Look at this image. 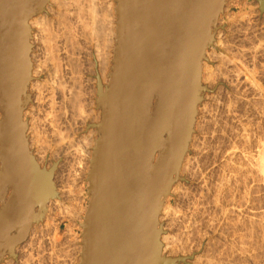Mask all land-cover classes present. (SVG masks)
Here are the masks:
<instances>
[{"label":"water","instance_id":"obj_1","mask_svg":"<svg viewBox=\"0 0 264 264\" xmlns=\"http://www.w3.org/2000/svg\"><path fill=\"white\" fill-rule=\"evenodd\" d=\"M255 1L264 14V0ZM115 2L112 68L107 86L98 78L100 122L90 126L97 138L79 264H189L192 257L161 255L158 220L179 179L200 95L210 91L200 83L202 62L227 0ZM48 3L0 0V261L17 259L15 249L56 196L57 165L39 167L23 120L30 101L28 23ZM144 142L143 164L127 163Z\"/></svg>","mask_w":264,"mask_h":264},{"label":"rangeland","instance_id":"obj_2","mask_svg":"<svg viewBox=\"0 0 264 264\" xmlns=\"http://www.w3.org/2000/svg\"><path fill=\"white\" fill-rule=\"evenodd\" d=\"M48 6H46V8H45L46 11H47V7ZM224 10H223L222 14L219 16L218 20H217V30H216V32L214 34V41L212 42L213 44H211V46H209L210 48L207 47L206 53H205L206 60H204L202 62V71H201L200 83H201L202 86L206 87L210 91L209 92H203L200 95L201 96V101H200V103L197 106V114H196L195 123H194V126H193V132L191 134V138H190V141L188 143L187 152H186V154H185V156L183 158L180 170L178 172L179 179L172 186V188H171V190L169 192V195L165 199L164 205H163V208L161 210V213H160V216H159V220H158L159 221V225L161 226V228L164 231V235L163 236L168 237L167 240L170 237H172V238H170V242L171 243H172V240H173V243L176 241L175 244L178 243L179 240H180V242L177 245L172 244V245L168 246L167 242H169V240L166 242V241H162V238H161V242L164 244V245L163 244L162 245L165 248V250H164V248L162 247V253L165 252L164 255L163 254L162 255L164 257L166 256V257H170V258L192 257L193 259L187 260V262L189 264H194L193 262H195V264H264V235H263L264 234L263 233L264 232V171H263L262 167L258 164L259 161H260V157L262 156V150L264 149V14L260 12L259 4L256 3L255 0H227V2L225 4V7H224ZM47 18H48V21L49 20L51 21L53 19V18H49V17H47ZM54 20H53V22L51 21L52 28L54 26L55 29H56V27H57L56 25H58L57 24L58 22L55 25ZM50 21L48 23L44 22L45 24L47 23V25H44V26L38 25V26L39 27H43L42 29L46 30L45 29V28H47L46 26H49L51 24ZM53 23H54V25H53ZM38 26L33 27V29H32L33 33L37 30L36 27H38ZM60 26L58 25V27H60ZM39 27H38V30L40 31L41 28H39ZM58 29L56 31L54 29H52V31L54 30L53 32H55V34L53 32H51V34L52 33L54 34V35L52 34V36H50V31L51 30L49 28H47V31H43L42 34L40 33L42 36L39 34V31L36 32V35H35L36 37L34 36V40L36 42H34L33 44H35L34 47H36V46L37 47L35 49L33 48V54H36L37 56L39 55V53L43 52L41 50L44 49V48L42 49V44L43 43L45 44L47 42L45 40V37H47V36H45L46 34L47 35L49 34V36H50L49 38H46L47 40H49L51 37L54 40L53 37H55V39H56V37H59L61 35L62 38L61 37H59V38L62 39L61 41L63 43L59 41L60 40L59 38H58L59 39L58 41H57V39L55 41L50 39L49 41H51V44H50V42H48L49 44L47 43L48 44L47 45L48 48H47V46H45L46 44L43 45V47L45 46L47 48V50L50 48L48 52L52 53V55L50 54L51 56L49 55V53L46 55V51H47L46 48L44 49V51L45 50L46 51L41 54V55H43V54L44 55L43 56L40 55L41 56L40 58L36 57L35 55H33V60H34V62L36 61L35 64H34L36 69L40 68L39 65H41V67L43 68L44 65L42 66V63L44 64L45 61L47 62V63L45 62V65H46V66H44L45 70L43 69V72H41L42 68H40V73L37 72L38 75L37 74L35 75V77H36L35 81L37 82V84L41 85V86H43V85H45V86H43L44 87V88H42L43 90L40 89L41 87L38 89L40 92H37L38 90L34 89L35 87H33V90H32L31 86L28 87L29 88L28 92H29V94H31V97L34 99L35 98V94H36L38 99H37V101L32 99L33 103L28 104V106L25 109V112L23 113V114H26V116H24V121L27 123V126H28L26 137H27L28 143L32 142V144L30 143L31 146L29 145L30 146L29 150L32 153V155L34 154L33 153L34 151H35V153H37V154L33 155L34 158H37V155H40L42 152L45 151L44 153L41 154L42 157L38 156L37 160L36 159L35 160L38 162V160L43 158L42 159L43 160L42 161L43 162L42 166H41V160H40V166L45 168V169H47V170L50 169V165H51L52 161H56L58 156H59L58 158H61L60 153L57 152L58 151L57 149H56L57 150L56 153H53V150L55 151V148H57L58 146H59L58 149H59V152H60V144L57 145L60 140L56 136V139L54 141V139H53L54 137L52 138L53 135L51 134L52 133L51 132L52 131L51 124H50L51 129H50V127H47L49 125L48 123H50L52 118H53V113L52 112H55L54 114H56V116H54L55 120H56L57 116L60 113L63 114L62 117L66 116L65 118L67 119V121H65L66 120L65 118L58 119L61 116H59L57 118V122H58V120L61 122V123L58 122V126L59 127L64 128L65 131H67L66 129H69L66 132L68 136L65 135V133H64L65 131H63L64 129H62L63 133H61V135L64 134L63 136H65L64 140H63V143L66 142V144L64 143L65 144L64 146H68V143L73 144V147L74 146L75 147L76 146L77 147L86 146V144L84 145V143H85L84 141L86 139V143H87L88 136L89 135L91 136V134H89V132L93 131V130L87 131V129H86L87 127L86 126L89 125V124L98 123L99 122L98 120L100 118V110L97 109L96 104L94 103V99H95L94 95H95V92H96V90L94 88L95 87V76H94L95 72H94V68L90 67L91 65H95V62H94L95 59H96V55L94 54L95 53L94 52L95 51L94 50L95 49V47H94L95 42H93V41L89 42L86 39L84 40V38L86 36H88V35H86V36L84 35L85 37H82L83 33H80V32L79 33L82 36H77L76 38H79V39H77V41H76V38L74 40L71 37L72 35L69 36L65 32L64 27H60V29H59L60 31L59 32H57ZM61 31H64L66 33V35L69 36V39H71V40L73 39L71 42L73 44L75 43L74 45H76V43L79 41L77 46H74L73 44H71L74 47L73 46L68 47V46H70L69 45L70 42L68 41L69 39H68L67 36H66L67 38L65 36H63L64 32L62 33ZM44 32H49V33L45 34ZM56 33L57 34L60 33L59 36H55ZM79 33H78V35H80ZM37 34H38V36H37ZM42 37H44V38H42ZM218 37H219V41H218ZM35 38H37V39H35ZM64 38L68 39V40H66L67 44H68V46L65 45L66 48L64 47V44H66V43H64L65 42ZM39 39L42 41V42H40L41 44L38 43L40 41ZM42 39H44L45 42ZM74 41H76V42H74ZM84 41H85V43H84ZM52 42L53 43L56 42L57 43V47L51 46L53 44ZM220 42H221V44H220ZM59 43H61L62 45L59 44ZM87 43H88V45H86ZM89 43H91L92 45L91 44L89 45ZM58 44H59V46H58ZM53 45H56V44H53ZM60 45L63 46V47H60ZM78 45H80V46H78ZM212 45H214L215 47L211 48ZM38 46H40V47H38ZM49 46H51V47H49ZM67 47H68V49L71 48V52H73L75 59L78 61L77 64H75L76 62L73 61V60H75L73 58H71V60L72 59L73 60H72V62H70V54H71L70 53V49L68 51L70 54L69 55L65 54V50H68ZM72 47H73V49L76 48L77 51H74L72 49ZM77 47L78 48L79 47L80 48H84V50L85 49L86 50L85 51H82V50L78 51ZM56 48L57 49L65 48V49H63L64 51L61 50V49L58 50V51H60V53H61L60 54L56 50ZM51 49H55V50L50 51ZM87 49H89V51ZM112 49H113V46L110 49V55H109L110 56V58H109V62L110 63H108V68H107V71H106L108 74H110L111 68H112V60H111V58L113 59V57L111 56V54H112L111 50ZM86 51L90 52V53H88L89 56L86 54ZM77 52L79 53V55L78 54L75 55ZM55 53H56V55H58V54L61 55L60 57L58 56L59 59L64 58V57H66V58L69 57L68 60L65 58L66 62L67 61L68 62L64 63L62 61H65V60H62V59H61V61H59V59H57V57H55L56 56ZM73 54H71V57H73ZM92 54L95 55V57ZM44 56H46L45 58L50 56L49 59L52 56H54V57H52V59L54 58V60H55V58H56L55 61L58 60L59 61L58 63L61 64L62 68H59L60 65L58 66L59 69L56 66L57 70L55 69V71H57V72H55L54 69H52L53 63L55 61L53 62V61H51L52 59L51 60L48 59L49 61L52 62V64H51V62H48V60L43 58L44 59L43 60L44 62H43L41 58L44 57ZM77 56H80V57H77ZM84 57H85V59H81V58H84ZM86 58L89 59V60H87ZM35 59H38V60H35ZM81 60H83V61H81ZM37 61L38 62H40V61L42 62V63L40 62L38 64L39 68H37V66H36L37 65ZM73 62H75V63H73ZM58 63L56 62L55 64L58 65ZM69 63L70 64L73 63V64H71L72 66ZM81 63L82 64L84 63V64L81 65ZM49 64L52 65V66H49ZM67 64L70 65V67ZM89 64H91V65H89ZM62 65H65V66H62ZM73 65H74V68H72ZM76 65H77V67L81 66L80 67L81 69L85 68L84 72H83L85 74L81 73L82 75L80 74L81 76L80 75L78 76L77 75L78 73L76 72V74L74 73L76 76L72 77V73H70V72H72L71 70H76V71L79 70L78 71L79 73L81 71H83L80 68L78 70L75 69V68H77V67H75ZM66 66L68 67V69H65V68H67ZM50 67H51V69H47V68H50ZM92 67H94V66H92ZM207 67H208V69H207ZM53 68H55V66ZM60 69H62V70H60ZM58 70H59V73H58ZM68 70H70V71H68ZM90 70L93 71V74L91 73ZM44 71H48V72H44ZM50 71H51L50 74L51 75L53 74V76H50V74L49 75L45 74V73H49ZM62 71H65V72H62ZM42 73H44V74H42ZM54 73H55V75H54ZM60 73H63V74H60ZM68 74H71V76L68 75ZM108 74L106 76L105 82L103 83L104 86H107V84H108V81H109V78H108L109 75ZM46 75H47V77L48 76L51 77L50 78L51 80H52V77H53L54 79L52 81H55V83H57V80L59 79V77H61V80L59 79L60 81L58 82V84L62 85V83H65L62 87L60 86L61 88H63L66 84L69 85V83L70 84H74L75 83V85L77 84L79 86V82H80L81 86H83V87L79 88V87H77V85L75 87H77V90H78V88L81 89L82 91L84 90L83 94H85L86 96L83 95V94L80 95V93L82 92L81 90H80L81 92L79 91L80 93L77 92V91L75 93V91H73V94L75 96L78 93L79 97L81 96L79 98V99H81L80 101H83V103L87 102L86 104H84V108L81 106L83 104L82 103L80 104V106H81L80 109L83 108L81 110L83 112H85V113H83L81 111L82 113L78 112L79 113L78 114L77 112H75V110H78V109H75L77 107H75L74 108L75 110H74L73 106H75V105H70L71 104L70 102L72 101V99L70 100V98H69V96L71 94L69 93V91H68L69 89L67 90V88L72 87V85H69V87H67V88L65 86L64 92L65 93H66V91H68V92L66 94L63 92V94L66 95L64 97V96H62V92H60L61 95H59L58 91H59L60 88L56 87V86H59V85L58 84L54 85V82H52V84L48 83L50 79H49V77L47 78ZM83 75H84V77H83ZM225 75H226V77H225ZM54 76L57 77L56 78L57 80H55ZM93 76H94V78H93ZM62 77H63L64 80L62 79ZM64 77H66V78H64ZM77 77H79V78L82 77V78L80 80ZM222 77H223V79H222ZM227 77H228V79L226 80ZM237 78L239 79V81H238ZM71 79L74 80V81H72ZM91 79L94 80L93 81L94 83L92 82ZM67 80H69V81L67 82ZM76 80H79V82L78 81L75 82ZM212 80H214V81H212ZM88 81H91V82H88ZM49 84L51 85V87L54 86V88L52 87L53 88L52 89ZM90 85H91V89L89 90ZM86 86H88V87H86ZM37 87H39V86H37ZM254 87H255V89H254ZM57 88H59V89H57ZM44 89H46V90H44ZM48 89L51 92L52 91L53 92L51 93L50 91H48ZM72 89H74V88H72ZM72 89H70L71 93H72ZM92 89H94L95 91L92 90ZM55 90H57V91H55ZM60 90L63 91V89H60ZM75 90H76V88H75ZM90 91L92 92L93 98H92V95H91ZM93 91H94V93H93ZM49 92H50V94H52L51 97L48 96ZM55 92L58 93V95ZM85 92L88 93V94H86ZM53 94H54L53 99L54 98L55 99L54 100L51 99L52 102L50 101L51 102L50 104L52 105V103L54 101V104H56L54 107L56 108V110L59 108V112H56V110H54V111L50 110L49 111V107H51V105H49V100H50V98H52ZM40 95L41 96L43 95V96L41 97ZM72 95H71V97H72ZM56 96H57V98H59L58 100H60V99L61 100L60 101L56 100ZM84 96H85L86 99H84ZM48 97H50V98H48ZM62 97L65 98V99L63 100ZM87 97L89 99H87ZM40 98H42V99H40ZM68 98H69L70 101L67 100ZM239 99H241V100H239ZM66 100L68 102H66ZM35 101L37 102V104H36ZM39 101H40L41 104H39ZM42 101H43L44 104L42 103ZM57 101H58V103H57ZM61 101H62V103H61ZM90 101H91L92 104L90 103ZM46 102H48V103H46ZM47 104L49 106H47ZM57 104H59V106L60 105L61 106L60 107L59 106L56 107ZM63 105L65 107H62ZM67 105L72 107V108H70L68 106L69 107V111H73L74 110V113H69V114L67 113V110H66V109H68ZM60 108H61V110L64 113L60 110ZM64 108H66V109H64ZM71 109H73V110H71ZM65 110H66V113H65ZM40 112H41V114H40ZM47 112H48L49 116H47L48 115ZM89 112H90V115H89ZM75 113H77V116L79 117V119L77 118V116L76 117L74 116ZM70 114H71V116L69 117L68 115H70ZM72 114H73L74 117H72ZM86 114H88V117H87ZM45 115H46V117H45ZM50 115H52L51 119H49L51 117ZM84 116L86 117V119H85ZM94 116L97 117V121L98 122H95V117ZM43 118L46 119V122H45V119L43 121L44 125H46V127H42V125H41V123H42L41 120H43ZM80 118L83 120V123H82V120ZM92 118L94 119L93 121H92ZM33 119H35L37 122L35 120L33 121ZM38 119L41 121V123H40V121ZM29 121H31V122H29ZM88 121H90V122H88ZM32 122H33V124H32ZM62 122H63V124H62ZM66 122H68V123L65 125L66 127H64V123H66ZM45 123H47V124H45ZM75 123L77 124V127H76ZM60 124H62V126H60ZM39 125H41V127ZM67 126H69V127L67 128ZM33 127L34 128L36 127L37 129H39V131L38 130L37 131L40 132L41 135H40V133L35 131L36 129H34V131L36 132L35 133L33 131ZM40 128L41 129L45 128V129L40 130ZM46 128H48L50 131L47 130ZM29 129H30V131H29ZM41 131H43V132L45 131V133H43ZM48 131H49L48 135H52L51 137L48 136V135H45L46 133H48ZM34 133L37 134V137H39L38 136V134H39L42 138L44 137V135H45V137L48 136L49 138L46 137V138L42 139L40 137L39 139L38 138L35 139L36 135ZM69 133H70V135H69ZM94 134H95V132H94ZM204 134H206L207 136L204 135ZM34 135H35V137H33ZM82 137L85 138L84 141L82 140L83 139ZM30 138H32V139L34 138V139L31 141ZM92 138L96 139L97 138V134L92 136ZM57 139H58V141H57ZM65 139H68V140H65ZM69 139L71 141H69ZM72 139H74V140H72ZM39 140H41V142ZM43 140L46 141V142H43ZM51 140L56 142V145H54L55 143L54 144L51 143L52 142ZM37 141H39L40 143L37 142ZM49 141H51V142L47 146L46 145H42V147L40 146L41 143L45 144V143H49ZM82 141L84 143H82ZM202 142H203V144H202ZM36 143L38 145L40 144L39 146L42 149H43V146H44V149H43L44 151L42 149H40L37 146ZM60 143H61V141H60ZM80 144H82V146ZM196 145H198V146H196ZM48 146H50V148ZM45 148L48 149V151L45 150ZM36 149L41 150V151L39 152L37 150V152H36ZM251 155H253V156H251ZM51 156H53V157H51ZM54 158H56V159H54ZM45 159H46V161H44ZM64 160H66V159H64ZM64 160L61 159V162H59V165H60V166H58L59 169H61V168L64 169L67 166H69L68 165L69 163L65 162ZM62 161H64L66 164L64 162H62ZM62 163H63V165H62ZM187 164H188V166H187ZM237 166H238V168H237ZM59 169H57L58 170V173H57L58 175L56 176L57 179H58V176L60 175L59 174L60 173ZM256 171H257L258 174H256ZM261 171L263 173H261ZM227 178H228V180H227ZM218 183L221 184L222 186L219 185ZM58 185H59V183H58ZM80 186H81V188H79V186H78V189H76L74 191L75 192L77 191L78 192L77 194L83 200L84 198L88 197V195H87L88 191H86L87 184H83V185H80ZM206 187H208V188H206ZM227 187H228V189H227ZM57 189H59V188L57 187ZM80 189L82 190L81 192H79ZM175 191H176V193H175ZM75 192H74V194H75ZM185 192L187 194H185ZM216 192H218V193H216ZM80 194H82V195H80ZM210 195H212V196H210ZM213 196H215L216 199ZM213 198H214V200H213ZM234 198H236V199H234ZM238 199H239V201L241 203L238 201ZM62 200L64 202H61V203H63L62 206L64 205V207L72 206V207H68V208H73L74 205L76 207L78 206L72 200H69L70 202H68L67 199L66 200L62 199ZM230 200H232V201H230ZM82 205H81L82 207L78 206L80 208V212H77V214L79 213V215H80V216L77 215L79 217L78 218L79 221H80L81 217H83L84 214H85V210L84 209L87 207V203L83 202ZM165 207L169 210V213H168L169 215H166L165 213L163 214V210H164ZM81 209H83V210H81ZM59 210L60 209H58L57 212L56 211L54 212V210L52 208L50 211L47 212L48 214H45L46 216L43 218L42 221H40L39 224H33L34 226L31 227L26 240L23 242V244H21V246L19 245V247L17 246V248L15 249V250H17L15 252V254L17 256L16 260H14L13 258L6 257L3 261H0V264H9L8 260H10V264H24V263L25 264L26 263L27 264H38L41 260L42 261L39 264H58V263H60V264H70V263L71 264H79V262H80L79 261L80 254L78 252L80 251L79 247H81L80 246V240H81V233H82V228H81L80 225L82 224L83 221L81 220V223H78L79 221L77 220V216H75V217L74 216H70L69 218H72V219H68V218H66V216L64 218L65 214H64L63 210L61 209L60 210L61 212H58ZM75 210L77 211V209H75ZM52 211H53V213H52ZM174 211H175V213H174ZM49 212H51V213H49ZM62 213H63V215H62ZM182 214H183V217H182ZM171 218L173 219L175 224H173V221H172ZM177 218H178V220H177ZM49 219H51V221ZM68 220L70 222H71V220H74V221L69 223ZM49 221L51 222V224H50ZM180 221H182V222H180ZM231 221L232 222L235 221V222L232 223ZM73 222L76 223L75 224L76 227L73 224ZM210 222H212V223H210ZM77 224H78V226H77ZM245 224H246V226H244ZM54 225H55V228H54ZM169 225H171L172 227L169 226ZM257 225H258V227H257ZM48 226H50L52 228H50ZM204 226H205V228H204ZM47 227L50 228V229H47ZM70 227H72V229H70ZM56 228H57V230H56ZM77 228H79V229H77ZM172 228H174V229H172ZM248 229H250V230H248ZM40 230L42 232L44 231L45 233L44 232L42 233ZM67 230H68V232L71 231L70 234L68 232H66ZM227 230H228V232H227ZM221 231L223 233H221ZM246 232H248V233H246ZM36 233H37V235H36ZM29 234H32V235L29 236ZM197 234H198L199 237L197 236ZM34 235H36V236H34ZM74 235H75V237H74ZM190 235H192V236H190ZM163 236H161V237H163ZM49 237H50V239H49ZM239 237H240V239H239ZM74 238L77 239L78 241L75 240ZM180 238L184 241V243H183V241H181ZM253 238H255V239H253ZM39 239H40V241H39ZM32 240H33V242H32ZM53 240H54V242H52ZM177 240H178V242H177ZM48 243H50V245ZM52 243H54V244H52ZM55 243L56 244L58 243V244L56 245ZM62 243H64V244H62ZM37 244H39V247H38ZM76 244H77V246L75 247ZM247 245H248V247H247ZM68 246H69V248H67ZM167 246L170 247V248H168ZM181 246H183V247H181ZM179 247L182 248V249L180 250ZM76 248H79V250L76 249ZM171 248L174 250V252L172 251ZM175 248L177 249V252H176ZM52 249H54V250H52ZM257 249H258V251H257ZM50 250H51V253H50ZM56 250H57V252H56ZM163 250H164V252H163ZM183 250H185V251H183ZM35 252H38V253H35ZM41 252H44L45 255L43 253V255H44L43 256ZM61 252L63 254H61ZM168 252H170V253L168 254ZM53 253H55V254H53ZM52 255H54V256H52ZM56 255L59 257V259L57 258ZM231 255H233V256H231ZM260 255H261V257H260ZM51 256H52V259H51ZM40 257H43L44 259H42ZM60 258H62V259H60ZM210 258H211V260H210ZM39 259H40V261H39ZM199 259H200V261H199ZM236 260H238V262ZM56 261H57V263H56Z\"/></svg>","mask_w":264,"mask_h":264},{"label":"bare ground","instance_id":"obj_3","mask_svg":"<svg viewBox=\"0 0 264 264\" xmlns=\"http://www.w3.org/2000/svg\"><path fill=\"white\" fill-rule=\"evenodd\" d=\"M256 2V1H255ZM256 3H258V2H256ZM49 5V6H48ZM48 7H47V11H46V9H45V11L43 12V13H41L40 15H36L34 18H32L30 21H29V23H28V25H29V30H30V33H29V35H30V37L28 38V39H26L25 40V43H27L28 44V46L26 45V47L27 48H29V51H28V62H29V64H30V77H31V81H30V83H29V87L31 86L32 87V90H33V87H35L34 89H39L40 87V89H42V88H44L43 86H45V85H43V86H41V85H38L37 84V82L35 81V79H36V77H35V75L37 74V72H39L40 73V68H42L41 67V65H39L40 66V68H39V66H38V64L41 62H38L37 61V68H39V69H36V67H35V62H34V60H33V55H35L36 57H41V56H43V55H41L43 52H45L46 50H47V48H48V42H50V44H51V41H49L50 39L51 40H53L52 39V37L49 39V40H47L46 38H49L50 36H52V34L54 33L55 34V32H53L54 30L56 31L58 28L60 29V27H64V29H65V32L69 35V36H71L74 40H75V38L77 37V36H82V37H85L86 35H88V36H86L85 38H84V40L86 39V40H88L89 42L90 41H93V42H95V45H94V47H95V55H96V59H95V65H91V64H89V65H91L90 67L91 68H94V76H95V90H96V92H95V99H94V103L96 104L97 103V94H98V88H97V82H98V78H99V80L101 81V84L103 85V83L105 82V79H106V76H107V68H108V63H110L109 62V58H110V49L112 48V46H113V49L111 50L112 51V54H111V56L112 57H114V55H113V53H114V49H115V45H116V41H117V37H118V34H117V14H116V2H115V0H49V3H48ZM224 10V9H223ZM225 11V10H224ZM47 17H49V18H53L51 21L53 22V20H54V23H55V25H56V23L60 26V27H58V25H56L57 27H56V29H55V27L53 26V28H52V23H51V21H50V27L49 26H46L47 28H49L51 31H50V36H49V34L47 35L46 33H49V32H44L46 35L45 36H47V37H45V40L47 41L45 44L43 43L42 44V49L44 48H46L45 46H47V48H46V50L44 51V49L43 50H41V51H43L42 53H39V55L37 56L36 54H33V48L35 49L36 47H34V45L35 44H33L34 42H36L35 40H34V36L36 35V32L37 31H39L38 30V25H41V26H44V25H47V23L49 22L48 21V18ZM44 22H47L46 24L44 23ZM235 22V21H234ZM54 23H53V25H54ZM63 25V26H62ZM231 25V24H230ZM35 26H38V27H36L37 28V30L33 33L32 31V29H33V27H35ZM238 27V26H237ZM39 28H41L40 29V31H39V34L41 33H43V31H47V28H45L46 30H43L42 28L43 27H39ZM35 29V28H34ZM52 29H54L53 31H52ZM58 29V31L57 32H59L60 30ZM62 29V28H61ZM161 29V28H160ZM231 30V29H230ZM51 32H53L52 34H51ZM62 33L64 32V31H61ZM64 32V33H65ZM83 33L82 35L80 34V33ZM63 33V36H67L66 35V33L64 34ZM78 33L80 34V35H78ZM85 33V34H84ZM40 34V35H41ZM53 34V35H54ZM60 34V33H59ZM59 34H57L56 33V35L55 36H59ZM160 34V31L158 32V35ZM172 34V33H171ZM44 35V34H43ZM85 35V36H84ZM37 36H38V34H37ZM42 36V35H41ZM69 36H67L68 37V39H69ZM36 37V36H35ZM44 37H42V38H44ZM59 37H61L62 38V36L60 35ZM59 37H56V39H57V41L59 40L60 42H62L61 40V38H59ZM66 37V38H67ZM220 37V36H219ZM219 37H218V41H219ZM41 38V37H40ZM54 38V40L53 41H55L56 39H55V37H53ZM59 38V39H58ZM35 39H37V38H35ZM65 39V38H64ZM63 39V40H64ZM68 39H65L64 41V43H66V44H64V47H65V45H67L68 46V44H67V41L66 40H68ZM72 39V40H73ZM77 39H79V38H76V41H77ZM83 39V38H82ZM240 39V38H239ZM40 40V39H39ZM44 42H45V40L44 39H42ZM71 39H69L68 41L70 42L69 43V45L70 46H68V47H71V46H73L74 44L71 42L72 41ZM241 40V39H240ZM76 41H74V42H76ZM82 41V40H81ZM80 41V42H81ZM40 42H42L41 40L38 42L39 44H41ZM79 42V41H78ZM78 42L76 43V45H74V46H77V44H78ZM83 42V41H82ZM87 42V41H86ZM222 42V41H221ZM221 42H220V44H221ZM227 42V41H226ZM48 43V44H47ZM53 43V42H52ZM63 43V42H62ZM84 43H85V41H84ZM92 43V42H91ZM91 43H89V45L91 44ZM218 43V42H217ZM242 43V42H241ZM53 44H56V45H53ZM51 46H54V47H57V43L55 42V43H53ZM59 44H61V43H59ZM59 44H58V46H59ZM71 44H73V45H71ZM80 44V43H79ZM213 44V43H212ZM224 44V43H223ZM222 44V45H223ZM43 45H45L44 47H43ZM62 45V44H61ZM60 45V47H63V46H61ZM81 45V44H80ZM80 45H78V46H80ZM86 45H88V43L86 44ZM92 45V44H91ZM51 46H49V47H51ZM73 46V47H74ZM38 47H40V46H38ZM68 47H67V49H68ZM73 47H72V49H73ZM209 47V46H208ZM215 46L214 45H212V47L211 48H214ZM59 48V47H58ZM66 48V47H65ZM65 48H63V49H65ZM86 48V47H85ZM210 48V47H209ZM41 49V48H40ZM50 49V48H49ZM49 49L46 51V55L49 53L48 51H49ZM61 49V48H60ZM60 49H57L56 48V50L58 51V50H60ZM63 49H61V50H63ZM70 49V53L71 54H73V52H71V48H69ZM69 49L68 50H65V54H70L68 51H69ZM77 49H78V51H85L84 50V48H78L77 47ZM52 50H55V49H51L50 51H52ZM74 51H77L76 50V48L75 49H73ZM88 51H89V49H87ZM64 51V50H63ZM68 53H67V52ZM40 52V51H39ZM59 53H60V51H58ZM57 52V53H58ZM93 52V51H92ZM91 52V53H92ZM54 53V52H53ZM64 53V52H63ZM75 53V52H74ZM81 53V52H80ZM88 53H90V52H87L86 51V54L89 56V54ZM38 54V53H37ZM52 55V53L50 52L49 53V55ZM61 54V53H60ZM64 54V55H65ZM71 54H70V62H72V60L73 59H75V57H74V54H73V57H71ZM79 55V53L77 52L75 55ZM85 54V53H84ZM210 54V53H209ZM221 54V53H220ZM41 55V56H40ZM50 55V56H51ZM55 55H56V53H55ZM63 55V56H64ZM83 55V54H82ZM93 55V54H92ZM95 55H93L94 57H95ZM213 55V54H212ZM49 56V57H50ZM58 56L60 57L61 55H56L55 57H57V59H59L58 58ZM66 56V55H65ZM81 56V55H80ZM80 56H77V57H80ZM84 56V55H83ZM46 56H44V57H42L41 59H42V61L44 60L43 58H45ZM49 57H47V58H45L46 60H48L49 59ZM52 57H54V56H52ZM52 57L49 59V60H51L52 59ZM76 57V58H77ZM86 57V56H85ZM85 57L84 58H81V59H85ZM91 57V56H90ZM38 58V59H39ZM65 58L66 57H64V58H61L62 60H65ZM69 58V57H68ZM68 58H66L67 60H68ZM71 58H73L72 60H71ZM38 59H35V60H38ZM61 59H59V61H61ZM87 59V58H86ZM213 59V58H212ZM227 59V58H226ZM48 60V62H51V61H55L56 60V58H55V60H54V58L51 60V61H49ZM79 60V59H78ZM87 60H89V59H87ZM91 60V59H90ZM111 60H113L112 58H111ZM110 60V61H111ZM215 60V59H214ZM228 60V59H227ZM58 60L57 61H55L54 63H53V66L52 65H50L49 64V66H52V69H54V71H55V69H56V66H57V68H58V66L60 65V67L59 68H62L61 67V64H59L58 62H59ZM73 61H75V62H73V63H75V64H77L78 63V61L75 59V60H73ZM81 61H83V60H81ZM44 62V61H43ZM46 62V61H45ZM45 62H44V64L42 63V66L44 65V66H46L45 65ZM58 63V65H56L55 63ZM62 62H66V60L65 61H62ZM68 62V61H67ZM66 62V63H67ZM80 62V61H79ZM222 62V61H221ZM232 62V61H231ZM230 62V63H231ZM47 63V62H46ZM61 63V62H60ZM73 63H71V64H73ZM89 63V62H88ZM225 63V62H224ZM51 64H52V62H51ZM55 64V65H54ZM70 64V63H69ZM70 64V65H71ZM80 64V63H79ZM84 64V63H83ZM82 63H81V65H83ZM204 64V63H203ZM233 64V63H232ZM241 64V63H240ZM68 65V64H67ZM70 65H68L69 67H70ZM87 65V64H86ZM227 65V64H226ZM44 66H43V68H42V71L41 72H43V69H44ZM48 66V67H49ZM55 66V68H53ZM62 66H65V65H62ZM72 66V65H71ZM92 66H94V67H92ZM207 66V65H206ZM67 67V66H66ZM75 67H77V65L75 66ZM81 66H79V67H77V68H75V69H79ZM216 67V66H215ZM58 68V69H59ZM65 68V67H64ZM63 68V69H64ZM72 68H74V65H73V67ZM111 68V67H110ZM47 69H51V67L50 68H47ZM65 69H68V67L67 68H65ZM81 69V68H80ZM85 69V68H84ZM84 69H81V70H83V71H81L80 73L78 72V71H76V70H71L72 72H70V73H72V77L73 76H76L75 74H76V72L78 73L77 75L79 76L81 73H83L84 72ZM206 69V68H205ZM207 69H208V67H207ZM218 69V68H217ZM236 69V68H235ZM234 69V70H235ZM38 70V71H37ZM45 70V69H44ZM57 70V69H56ZM60 70H62V69H60ZM240 70V69H239ZM49 71V70H48ZM48 71H44V72H48ZM52 71V70H51ZM51 71L49 72V73H45V74H50L51 73ZM68 71H70V70H68ZM91 71V73L93 74V71L92 70H90ZM210 71V70H209ZM53 72V71H52ZM55 72H57V71H55ZM61 72V71H60ZM62 72H65V71H62ZM221 72V71H220ZM227 72V71H226ZM236 72V71H235ZM58 73H59V70H58ZM75 73V74H74ZM224 73V72H223ZM238 73V72H237ZM42 74H44V73H42ZM60 74H63V73H60ZM59 74V75H60ZM74 74V75H73ZM83 74H85V73H83ZM227 74V73H226ZM38 75V74H37ZM54 75H55V73H54ZM58 75V74H57ZM56 75V76H57ZM65 75V74H64ZM68 75H70L71 76V74H68ZM82 75V74H81ZM80 75V76H81ZM109 75V74H108ZM220 75V74H219ZM40 76V75H39ZM50 76H53V74L51 75L50 74ZM56 76H54L55 77V80H57L56 78ZM63 76V75H62ZM94 76H93V78H94ZM215 76V75H214ZM237 76V75H236ZM253 76V75H252ZM46 77H47V75H46ZM49 77V76H48ZM47 77V78H48ZM59 77V76H58ZM69 77V76H68ZM83 77H84V75H83ZM206 77V76H205ZM225 77H226V75H225ZM51 77H49V79H50ZM64 78H66V77H64ZM70 78V77H69ZM77 78H79V77H77ZM82 78V77H81ZM81 78H79L80 80H81ZM48 79V80H49ZM54 78L52 77V80H53ZM59 79L61 80V77H59ZM57 80V83H55V81H52L51 79L49 80V82L48 83H51L52 84V82H54V85L55 84H58V82L60 81V80ZM62 79H63V77H62ZM73 79V78H72ZM71 79V80H72ZM86 79V78H85ZM222 79H223V77H222ZM225 79V78H224ZM228 79V77L226 78V80ZM235 79V78H234ZM238 79V78H237ZM253 79V78H252ZM64 80V79H63ZM92 80V82L94 81L93 79H91ZM232 80V79H231ZM230 80V81H231ZM245 80V79H244ZM250 80V79H249ZM257 80V79H256ZM69 80H67V82H68ZM72 81H74V80H72ZM79 82V80H76L75 82ZM204 81V80H203ZM212 81H214V80H212ZM238 81H239V79H238ZM62 82V81H61ZM66 82V81H65ZM71 82V81H70ZM88 82H91V81H88ZM74 83V82H73ZM87 83V82H86ZM94 83V82H93ZM232 83V82H231ZM257 83V82H256ZM65 83H62V85H60V84H58L59 86H56V87H59L60 89H63V91H61L59 88H57V89H59V95H61L60 94V92H62V96H66V95H64L63 94V92H64V89H65V86H66V88L67 87H69V85H72V87H70V88H67V90L69 91V93L72 95L73 94V91H75V93H76V91L77 92H79L81 89H79L80 87H83V86H81V84H80V82H79V86L77 85V87H79L78 88V90H77V87H75L76 85H75V83L74 84H70L69 83V85L68 84H66L63 88H61L63 85H64ZM89 84V83H88ZM107 84V83H106ZM50 85V84H49ZM48 85V86H49ZM68 85V86H67ZM74 85V86H73ZM212 85V84H211ZM37 86H39V87H37ZM47 86V85H46ZM61 86V87H60ZM104 86V85H103ZM255 86V85H254ZM37 87V88H36ZM50 87H51V85H50ZM53 88H54V86H52ZM51 87V88H52ZM55 87V88H56ZM86 87H88V86H86ZM105 87V86H104ZM256 87V86H255ZM255 87H254V89H255ZM50 88V89H51ZM52 88V89H53ZM72 88H74V89H72ZM75 88H76V90H75ZM29 89V88H28ZM70 89H72V93H71V90ZM91 89V85H90V87H89V90ZM219 89V88H218ZM36 90V91H37ZM43 90V89H42ZM44 90H46V89H44ZM92 90H94V89H92ZM94 90V91H95ZM235 90V89H234ZM29 91V90H28ZM27 91V93L29 94V92ZM48 91H50L49 89H48ZM55 91H57V90H55ZM68 91H66V93L68 92ZM82 91V90H81ZM80 91V92H81ZM84 91V90H83ZM83 91L80 93V95H82L83 94ZM88 91V90H87ZM86 91V92H87ZM94 91H93V93H94ZM31 92V91H30ZM37 92H40L39 90L37 91ZM51 92V91H50ZM50 92L48 93L49 95L48 96H50L51 97V95L52 94H50ZM53 92V91H52ZM51 92V93H52ZM85 92V93H86ZM91 92V91H90ZM218 92V91H217ZM239 92V91H238ZM42 93V92H41ZM40 93V94H41ZM56 93V92H55ZM65 93V92H64ZM65 93V94H66ZM247 93V92H246ZM256 93V92H255ZM57 95H58V93H56ZM55 94V95H56ZM86 94H88V93H86ZM33 95V94H32ZM44 95V94H43ZM42 95V96H43ZM71 95L69 96V98H70V100L72 99V101L70 102L71 104L70 105H75V106H73V109L75 108V107H77V108H75V109H78V110H75V112H81L82 110L81 109H83L84 108V104H86L87 102H84L83 103V101H80L81 99H79L80 97H79V95H78V93L74 96V94L72 95V97H71ZM83 95H85V94H83ZM90 95V94H89ZM91 95H92V92H91ZM90 95V96H91ZM34 96V95H33ZM41 96V95H40ZM41 96V97H42ZM86 96V95H85ZM85 96H84V99H86L85 98ZM89 96V97H90ZM260 96V95H259ZM39 97V96H38ZM50 97H48V98H50ZM53 97H54V94H53V96H52V98H50V100H49V105H51L50 103L52 102V100L51 99H53ZM83 97V96H82ZM44 98V97H43ZM61 98V97H60ZM67 98V97H66ZM69 98L67 99L68 101H70L69 100ZM92 98H93V95H92ZM210 98V97H209ZM215 98V97H214ZM29 99H30V101H29V104L30 103H33V101H32V97H31V94H29ZM37 96H36V94H35V98L33 99V100H36L37 101ZM40 99H42V98H40ZM39 99V100H40ZM55 99V98H54ZM53 99V100H54ZM59 98H57V96H56V100H58ZM62 99L64 100L65 98H63L62 97ZM87 99H89L88 97H87ZM238 99V98H237ZM61 100V99H60ZM60 100H58V101H60ZM66 100V102H68ZM239 100H241V99H239ZM35 101V102H36ZM51 101V102H50ZM58 101H57V103H58ZM80 101V102H79ZM237 101V100H236ZM93 102V101H92ZM42 103H43V101H42ZM46 103H48V102H46ZM60 103V102H59ZM61 103H62V101H61ZM60 103V104H61ZM83 104V105H81L83 108H81L80 109V104ZM90 103H91V101H90ZM244 103V102H243ZM36 104H37V102H36ZM39 104H41L40 103V101H39ZM44 104V103H43ZM92 104V103H91ZM46 105V104H45ZM48 104H47V106H49ZM53 105V106H52ZM52 105H51V107H49V111L50 110H56V108L54 107L56 104H54V101H53V103H52ZM94 105V104H93ZM259 105V104H258ZM31 106V105H30ZM37 106V105H36ZM59 106V104H57V106L56 107H58ZM61 106V105H60ZM59 106V107H60ZM69 105H67V107H68ZM55 109H54V108ZM62 107H65L64 105L62 106ZM70 107V106H69ZM69 107H68V109H66V108H64V109H66L67 110V113L69 114V113H74V110L73 109H71V110H73V111H69ZM96 107H97V105H96ZM48 108V107H47ZM51 108V109H50ZM70 108H72V107H70ZM88 108V107H87ZM204 108V107H203ZM240 108V107H239ZM40 109V108H39ZM63 109V110H64ZM246 109V108H245ZM32 110V109H31ZM38 110V109H37ZM58 110V111H57ZM56 110V112H59V108ZM60 110H61V108H60ZM66 110H65V113H66ZM80 110V111H79ZM85 110V109H84ZM89 110V109H88ZM41 111V110H40ZM45 111V110H44ZM62 111V110H61ZM69 111V112H68ZM25 112V111H24ZM46 112V111H45ZM52 112V111H51ZM63 112V111H62ZM83 112V111H82ZM81 112V113H82ZM36 113V112H35ZM50 113V112H49ZM53 113V118H52V115H50L51 117L49 118V119H51L52 118V120H51V122L50 123H48L49 125L47 126V127H50V124H51V127H52V135H48L49 134V129L48 128H46L47 130H49L48 131V133H46L45 135H48V136H52V138L54 139V141H55V139H56V136L58 137V139L61 141V143H60V141L58 142V144L57 145H59L60 144V152H59V149H58V147L57 148H55V151L53 150V153H56V151L58 152V153H60V156H61V158H58L57 157V159L56 158H54V159H56V161H52L51 162V165H50V168H52L53 167V165L54 164H56L57 166H56V169H55V171H54V174H53V177H52V182H53V184H54V186H55V194H56V196L54 197V198H51V199H49V201L46 203V205H45V214H48L47 212L48 211H50L52 208H53V210H54V212L56 211L57 212V210L58 209H62L63 210V212H64V218H65V216H66V218H68V219H72V218H69L70 216H77V215H79V213L77 214V212H80V208L79 207H82L83 205H82V203L83 202H86L87 203V207L84 209L85 210V214H86V211H87V208H88V201L91 199V197H90V195L89 194H87L88 195V197L87 198H84L83 200L79 197V195L77 194L78 192L76 191H74V190H76V189H78V186H79V188H81V186L80 185H83V184H87V187H86V191L88 190V187H89V184H88V176H89V171H90V162H91V158H92V154H93V148H94V146H95V140L96 139H93L92 138V136H94L95 134H97V130L95 129V128H90V126L91 125H96V124H98L99 122H100V118H99V122L97 121V117H95V122H98V123H94V124H89V125H87L86 127V129H87V131H90V130H93V131H91V132H89V134H91V136L89 135H87L88 136V141H87V143H86V139L85 138H83L82 140L84 141V139H85V143L82 141V143H84V145L86 144V146H82V144H80L82 147H73V144H71V143H68V146H64L65 144H66V142H64L63 143V140H64V137L65 136H63V135H61V133H63L62 132V129H64V128H61V127H59L58 126V122L59 123H61L59 120H58V122H57V118L59 117V116H61V117H59L58 119H60V118H65L66 116H64V117H62V113H58L59 115L57 116V118H56V120H55V117L54 116H56V114H54L55 112H52ZM64 113V112H63ZM77 113H75V117L77 116ZM83 113H85V112H83ZM34 114V113H33ZM40 114H41V112H40ZM47 114H48V112H47ZM51 114V113H50ZM79 114V113H78ZM32 115V114H31ZM36 115V114H35ZM38 115V114H37ZM82 115V114H81ZM80 115V116H81ZM87 115V117H88V114H86ZM89 115H90V112H89ZM100 115H101V112H100ZM24 116H26V114H23V120H24ZM33 116V115H32ZM47 116H49V114L47 115ZM69 117L71 116V114L70 115H68ZM73 116V114H72V117H74ZM99 116V115H98ZM43 117V116H42ZM45 117H46V115H45ZM85 117V116H84ZM34 118V117H33ZM77 118L79 119V117L77 116ZM208 118V117H207ZM210 118V117H209ZM0 119H1V112H0ZM36 119V118H35ZM35 119H33V121L35 120ZM41 119V118H40ZM44 119L45 118H43V120H41L42 121V123H41V121H40V123H41V125H42V127H46V125H44ZM66 119V118H65ZM70 119V118H69ZM81 119V118H80ZM85 119H86V117H85ZM201 119V118H200ZM37 120V119H36ZM35 120V121H36ZM82 120V119H81ZM91 120V119H90ZM94 119L92 118V121H93ZM205 120V119H204ZM213 120V119H212ZM211 120V121H212ZM50 121V120H49ZM62 121V120H61ZM65 121H67V119L65 120ZM70 121V120H69ZM91 121V122H92ZM29 122H31V121H29ZM37 122V121H36ZM45 122H46V119H45ZM88 122H90V121H88ZM39 123V122H38ZM39 123V124H40ZM68 122H66V123H64V127H66L65 125L67 124ZM81 123V122H80ZM82 123H83V120H82ZM208 123V122H207ZM232 123V122H231ZM32 124H33V122H32ZM45 124H47V123H45ZM57 124V125H56ZM62 124H63V122H62ZM62 124H60V126H62ZM70 124V123H69ZM68 124V125H69ZM72 124V123H71ZM76 124V123H75ZM87 124V123H86ZM41 125H39L40 127H41ZM204 125V124H203ZM34 126V125H33ZM70 126V125H69ZM69 126H67V128L69 127ZM81 126V125H80ZM84 126V125H83ZM206 126V125H205ZM38 127V126H37ZM51 127H50V129H51ZM59 127V128H58ZM76 127H77V124H76ZM89 127V128H88ZM213 127V126H212ZM31 128V127H30ZM61 128V129H60ZM34 129H36L35 131H39V129H37L36 127L34 128L33 127V131H34ZM43 129H45V128H40V130H43ZM79 129V128H78ZM233 129V128H232ZM60 130V131H59ZM67 131L69 130V129H66ZM197 130V129H196ZM29 131H30V129H29ZM32 131V132H33ZM34 131V132H35ZM37 131V132H38ZM63 131H65V129L63 130ZM67 131H65L64 133H65V135L66 136H68L67 135ZM204 131V130H203ZM41 132H43V131H41ZM94 132H95V134H94ZM36 133V132H35ZM34 133V134H35ZM38 133H40V132H38ZM43 133H45V131L43 132ZM77 133V132H76ZM75 134V133H74ZM32 135V134H31ZM36 135V138L35 139H39L41 136V133H40V135L38 134V136L39 137H37V134H35ZM35 135L33 136V137H35ZM45 135H44V137L43 138H49L48 136H46L45 137ZM69 135H70V133H69ZM204 135H206V134H204ZM60 136V137H59ZM63 136V137H62ZM207 136V135H206ZM42 138V137H41ZM42 138V139H43ZM63 138V139H62ZM67 138V137H66ZM87 138V137H86ZM34 139V138H33ZM32 138H30V140L32 141L33 140ZM58 139H57V141H58ZM93 139V140H92ZM205 139V138H204ZM29 140V141H30ZM50 140V139H49ZM65 140H68V139H65ZM72 140H74V139H72ZM35 141V140H34ZM40 142H41V140H39ZM39 141H37V142H39ZM52 141V140H51ZM51 141H49V143H41V147H42V145H48V144H50V142ZM54 141H52L51 143H55L54 145H56V142H54ZM69 141H71L70 139H69ZM240 141V140H239ZM39 142V143H40ZM43 142H46V141H44L43 140ZM48 142V141H47ZM201 142V141H200ZM31 144H32V142H30ZM30 143H28V146L30 145L31 146V144ZM74 143V142H73ZM78 143V142H77ZM232 143V142H231ZM247 143V142H246ZM37 144V143H36ZM88 144V145H87ZM201 144V143H200ZM202 144H203V142H202ZM207 144V143H206ZM238 144V143H237ZM38 144H37V146L40 148V149H42L40 146H39ZM53 145V146H54ZM147 145H148V143L147 142H144V143H142V144H140L139 145V143L136 145V147H138L139 148V151L138 152H136L135 154H130V160L128 159V161H127V163H131L132 165H134V166H136V165H142L143 164V162H144V160H145V157H146V155H145V151H146V148H147ZM29 146V147H30ZM36 146V145H35ZM45 146V147H46ZM52 146V147H53ZM196 146H198V145H196ZM229 146V145H228ZM231 146V145H230ZM233 146V145H232ZM49 148H50V146H48ZM240 147V146H239ZM38 148V149H39ZM47 148V147H46ZM45 148V150H47L48 151V149H46ZM236 148V147H235ZM38 149H36V152H37V150ZM43 149H44V146H43ZM42 149V150H43ZM53 149V148H52ZM57 149V150H56ZM204 150V149H203ZM39 152L41 151V150H38ZM44 151V150H43ZM242 151V150H241ZM33 152V151H32ZM45 152V151H44ZM44 152H42V153H44ZM34 154H37V153H35V151L33 152ZM41 153V154H42ZM52 153V152H51ZM230 153V152H229ZM33 154V155H34ZM40 154V155H41ZM49 154V153H48ZM234 154V153H233ZM243 154V153H242ZM241 154V155H242ZM40 155H37V158H38V156L39 157H42V155L40 156ZM44 156V155H43ZM50 156V155H49ZM48 156V157H49ZM54 156V155H53ZM53 156H51V157H53ZM157 156L158 155H156V158H157ZM202 156V155H201ZM234 156V155H233ZM251 156H253V155H251ZM37 158H35L36 160H37ZM188 158V157H187ZM43 158H41L40 160H41V166H42V160ZM61 159H66V160H64L65 162H68L67 164L69 165V166H67L66 168H64V169H59L58 168V166H60L59 165V162H61ZM236 159V158H235ZM234 159V160H235ZM40 160H38V162H37V164L39 165V167L42 169L43 167H41L40 166ZM44 161H46V159L44 160ZM64 161H62V162H64ZM195 161V160H194ZM198 161V160H197ZM257 161V160H256ZM64 162V163H65ZM192 162V161H191ZM49 163V162H48ZM190 163V162H189ZM258 163V162H257ZM66 164V163H65ZM64 164V165H65ZM227 164V163H226ZM261 167H262V169H263V171H264V149L262 150V156L260 157V161H259V163H258ZM62 165H63V163H62ZM244 165V164H243ZM250 165V164H249ZM187 166H188V164H187ZM49 167V166H48ZM62 167V166H61ZM64 167V166H63ZM183 167V166H182ZM221 167V166H220ZM242 167V166H241ZM252 167V166H251ZM237 168H238V166H237ZM260 168V167H259ZM57 169H59L60 170V177L58 176V179H57V173H58V170ZM183 170V169H182ZM216 171V170H215ZM228 171V170H227ZM224 172V171H223ZM235 172V171H234ZM211 173V172H210ZM240 173V172H239ZM249 173V172H248ZM261 173H263L262 171H261ZM237 174V173H236ZM256 174H258L257 173V171H256ZM195 175V174H194ZM212 175V174H211ZM205 176V175H204ZM222 176V175H221ZM202 177V176H201ZM208 177V176H207ZM218 177V176H217ZM246 177V176H245ZM263 178V177H262ZM203 179V178H202ZM211 179V178H210ZM221 180V179H220ZM227 180H228V178H227ZM226 181V180H225ZM262 181V180H261ZM85 182V183H84ZM216 182V181H215ZM58 183H59V185H58ZM205 184V183H204ZM207 184V183H206ZM217 184V183H216ZM219 184V183H218ZM179 185V184H178ZM219 185H221V184H219ZM229 185V184H228ZM210 186V185H209ZM222 186V185H221ZM57 187L59 188V189H57ZM206 188H208V187H206ZM220 189V188H219ZM227 189H228V187H227ZM178 190V189H177ZM181 190V189H180ZM208 190V189H207ZM211 190V189H210ZM231 190V189H230ZM82 190L80 189V191L79 192H81ZM74 192H75V194H74ZM210 192V191H209ZM175 193H176V191H175ZM216 193H218V192H216ZM78 196H77V195ZM172 194V193H171ZM185 194H187L186 192H185ZM232 194V193H231ZM80 195H82V194H80ZM67 196V197H66ZM179 196V195H178ZM210 196H212V195H210ZM217 196V195H216ZM82 197V196H81ZM184 197V196H183ZM213 197H215V196H213ZM241 197V196H240ZM67 199V201L68 202H70L69 200H72V201H74L78 206L76 207L75 205H74V207L73 208H68V207H72V206H68V207H64V205L62 206V204L63 203H61V202H64L62 199H64V200H66ZM185 198V197H184ZM191 198V197H190ZM226 198V197H225ZM243 198V197H242ZM215 199H216V197H215ZM234 199H236V198H234ZM213 200H214V198H213ZM212 200V201H213ZM187 201V200H186ZM196 201V200H195ZM230 201H232V200H230ZM235 201V200H234ZM238 201H239V199H238ZM242 201V200H241ZM251 201V200H250ZM258 201V200H257ZM67 202V203H68ZM217 202V201H216ZM227 202V201H226ZM240 202V201H239ZM241 203V202H240ZM251 203V202H250ZM69 204V203H68ZM72 204V203H71ZM176 204V203H175ZM229 204V203H228ZM256 204V203H255ZM82 205V206H81ZM215 205V204H214ZM232 205V204H231ZM258 205V204H257ZM169 206V205H168ZM193 206V205H192ZM241 206V205H240ZM261 206V205H260ZM76 207V208H75ZM185 207V206H184ZM225 207V206H224ZM244 207V206H243ZM183 208V207H182ZM197 208V207H196ZM75 209H77V211L75 210ZM170 209V208H169ZM227 209V208H226ZM258 209V208H257ZM38 210V209H37ZM58 211V212H61V211ZM81 210H83V209H81ZM212 210V209H211ZM261 210V209H260ZM199 211V210H198ZM214 211V210H213ZM206 212V211H205ZM49 213H51V212H49ZM52 213H53V211H52ZM166 214V215H169L168 213H169V210L165 207L164 208V210H163V214ZM174 213H175V211H174ZM213 213V212H212ZM234 213V212H233ZM59 214V213H58ZM85 214H84V216H85ZM184 214V213H183ZM183 214H182V217H183ZM202 214V213H201ZM207 214V213H206ZM62 215H63V213H62ZM172 215V214H171ZM186 215V214H185ZM189 215V214H188ZM236 215V214H235ZM259 215V214H258ZM46 215H44V217H45ZM68 216V217H67ZM80 216V215H79ZM83 216V215H82ZM84 216L83 217H81V219H80V221L78 220V216H77V220L79 221L78 223H81V220L83 221V218H84ZM198 216V215H197ZM207 216V215H206ZM254 216V215H253ZM262 216V215H261ZM260 216V217H261ZM73 217V218H74ZM202 217V216H201ZM49 218V217H48ZM162 218V217H161ZM187 218V217H186ZM206 218V217H205ZM235 218V217H234ZM172 219V218H171ZM175 219V218H174ZM183 219V218H182ZM194 219V218H193ZM199 219V218H198ZM213 219V218H212ZM219 219V218H218ZM229 219V218H228ZM239 219V218H238ZM244 219V218H243ZM50 221H51V219H49ZM60 220V219H59ZM161 220V219H160ZM176 220V219H175ZM177 220H178V218H177ZM195 220V219H194ZM250 220V219H249ZM49 221V222H50ZM69 221V220H68ZM72 221H74V220H71V222ZM172 221H173V219H172ZM184 221V220H183ZM196 221V220H195ZM206 221V220H205ZM253 221V220H252ZM257 221V220H256ZM44 222V221H43ZM60 222V221H59ZM70 221H69V223H71ZM76 222V221H75ZM171 222V221H170ZM176 222V221H175ZM180 222H182V221H180ZM217 222V221H216ZM232 222V221H231ZM235 221H233L232 223H234ZM248 222V221H247ZM250 222V221H249ZM184 223V222H183ZM204 223V222H203ZM210 223H212V222H210ZM219 223V222H218ZM240 223V222H239ZM39 224V223H38ZM50 224H51V222H50ZM54 224V223H53ZM56 224V223H55ZM73 224L75 225L76 223H74L73 222ZM72 224V225H73ZM82 224H83V222H82ZM173 224H175L174 223V221H173ZM177 224V223H176ZM199 224V223H198ZM224 224V223H223ZM227 224V223H226ZM236 224V223H235ZM68 225V224H67ZM73 225V226H74ZM230 225V224H229ZM260 225V224H259ZM34 226V225H33ZM51 226V225H50ZM50 226H48V227H50ZM77 226H78V224H77ZM81 226V225H80ZM169 226H171V225H169ZM179 226V225H178ZM192 226V225H191ZM206 226V225H205ZM205 226H204V228H205ZM212 226V225H211ZM242 226V225H241ZM244 226H246V224L244 225ZM253 226V225H252ZM40 227V226H39ZM46 227V226H45ZM47 227V229H50V228H52V227H50V228H48ZM75 227H76V225H75ZM172 227V226H171ZM201 227V226H200ZM217 227V226H216ZM236 227V226H235ZM257 227H258V225H257ZM54 228H55V225H54ZM58 228V227H57ZM57 228H56V230H57ZM186 228V227H185ZM189 228V227H188ZM195 228V227H194ZM198 228V227H197ZM232 228V227H231ZM242 228V227H241ZM255 228V227H254ZM31 229V228H30ZM70 229H72V227H70ZM77 229H79V228H77ZM172 229H174V228H172ZM221 229V228H220ZM244 229V228H243ZM246 229V228H245ZM55 230V231H56ZM180 230V229H179ZM190 230V229H189ZM202 230V229H201ZM208 230V229H207ZM210 230V229H209ZM223 230V229H222ZM248 230H250V229H248ZM256 230V229H255ZM30 231V230H29ZM33 231V230H32ZM37 231V230H36ZM41 231V230H40ZM253 231V230H252ZM38 232V231H37ZM42 232V231H41ZM44 232V231H43ZM42 232V233H43ZM50 232V231H49ZM54 232V231H53ZM66 232H68V230L66 231ZM65 232V233H66ZM70 232L71 231H69L68 233L70 234ZM173 232V231H172ZM188 232V231H187ZM191 232V231H190ZM205 232V231H204ZM227 232H228V230H227ZM245 232V231H244ZM14 233V231L11 233V234H13ZM45 233V232H44ZM51 233V232H50ZM63 233V232H62ZM197 233V232H196ZM200 233V232H199ZM212 233V232H211ZM221 233H223L222 231H221ZM246 233H248V232H246ZM264 233V232H263ZM33 234V233H32ZM32 234H29V236L30 235H32ZM35 234V233H34ZM41 234V233H40ZM48 234V233H47ZM55 234V233H54ZM233 234V233H232ZM36 235H37V233H36ZM36 235H34V236H36ZM164 235V234H163ZM162 235V236H163ZM264 235V234H263ZM262 235V236H263ZM54 236V235H53ZM52 236V237H53ZM71 236V235H70ZM178 236V235H177ZM176 236V237H177ZM180 236V235H179ZM190 236H192V235H190ZM189 236V237H190ZM197 236H198V234H197ZM234 236V235H233ZM252 236V235H251ZM261 236V235H260ZM62 237V236H61ZM72 237V236H71ZM70 237V238H71ZM74 237H75V235H74ZM194 237V236H193ZM199 237V236H198ZM216 237V236H215ZM232 237V236H231ZM237 237V236H236ZM250 237V236H249ZM29 238V237H28ZM33 238V237H32ZM42 238V237H41ZM54 238V237H53ZM162 238V241H168L169 240V242H167V245L169 246V245H172V244H175V242L173 243V240H172V243L170 242V238H172V237H170L168 240H167V238L168 237H165V236H163V237H161ZM185 238V237H184ZM197 238V237H196ZM35 239V238H34ZM49 239H50V237H49ZM48 239V240H49ZM52 239V238H51ZM65 239V238H64ZM75 239V238H74ZM79 239V238H78ZM174 239V238H173ZM181 239V238H180ZM187 239V238H186ZM185 239V240H186ZM194 239V238H193ZM216 239V238H215ZM231 239V238H230ZM234 239V238H233ZM238 239V238H237ZM239 239H240V237H239ZM253 239H255V238H253ZM252 239V240H253ZM26 240V239H25ZM62 240V239H61ZM69 240V239H68ZM75 240H77V239H75ZM179 240V239H178ZM178 240H177V242H178ZM236 240V239H235ZM39 241H40V239H39ZM56 241V240H55ZM71 241V240H70ZM78 241V240H77ZM76 241V242H77ZM181 241H183L182 239H181ZM200 241V240H199ZM208 241V240H207ZM243 241V240H242ZM241 241V242H242ZM247 241V240H246ZM258 241V240H257ZM30 242V241H29ZM32 242H33V240H32ZM49 242V241H48ZM51 242V241H50ZM52 242H54V240L52 241ZM57 242V241H56ZM72 242V241H71ZM165 242V243H166ZM179 242H180V240H179ZM179 242L178 243H176L175 245H177V244H179ZM254 242V241H253ZM38 243V242H37ZM69 243V242H68ZM80 243H81V240H80ZM162 243V242H161ZM183 243H184V241H183ZM188 243V242H187ZM200 243V242H199ZM212 243V242H211ZM260 243V242H259ZM23 244V243H22ZM35 244V243H34ZM47 244V243H46ZM49 245H50V243H48ZM52 244H54V243H52ZM56 244V243H55ZM58 244V243H57ZM56 244V245H57ZM62 244H64V243H62ZM163 244V243H162ZM236 244V243H235ZM28 245V244H27ZM38 245V247H39V244H37ZM61 245V244H60ZM164 245V244H163ZM21 246V245H20ZM59 246V245H58ZM63 246V245H62ZM73 246V245H72ZM77 246V244L75 245V247ZM81 246V245H80ZM167 246V247H168ZM186 246V245H185ZM184 246V247H185ZM241 246V245H240ZM239 246V247H240ZM251 246V245H250ZM249 246V247H250ZM254 246V245H253ZM19 247V246H18ZM60 247V246H59ZM64 247V246H63ZM74 247V246H73ZM74 247V248H75ZM79 247V246H78ZM178 247V246H177ZM176 247V248H177ZM181 247H183V246H181ZM190 247V246H189ZM242 247V246H241ZM247 247H248V245H247ZM258 247V246H257ZM44 248V247H43ZM46 248V247H45ZM66 248V247H65ZM67 248H69V246L67 247ZM80 248V251L78 252L79 254H80V252H81V247H79ZM79 248H76V249H78L79 250ZM164 248V247H163ZM168 248H170V247H168ZM173 248V247H172ZM171 248V249H172ZM175 248V249H176ZM180 248V247H179ZM187 248V247H186ZM210 248V247H209ZM223 248V247H222ZM243 248V247H242ZM19 249V248H18ZM49 249V248H48ZM57 249V248H56ZM63 249V248H62ZM170 249V250H171ZM174 249V248H173ZM172 249V251L174 252V250ZM182 248H180V250H181ZM184 249V248H183ZM225 249V248H224ZM227 249V248H226ZM237 249V248H236ZM235 249V250H236ZM259 249V248H258ZM258 249H257V251H258ZM47 250V249H46ZM52 250H54V249H52ZM164 250H165V248H164ZM164 250H163V252H164ZM196 250V249H195ZM17 250H15V252H16ZM48 251V250H47ZM73 251V250H72ZM183 251H185V250H183ZM227 251V250H226ZM231 251V250H230ZM245 251V250H244ZM22 252V251H21ZM53 252V251H52ZM56 252H57V250H56ZM55 252V253H56ZM171 252V251H170ZM170 252H168V254L170 253ZM176 252H177V249H176ZM225 252V251H224ZM247 252V251H246ZM35 253H38V252H35ZM42 253V255H43V253L44 252H41ZM50 253H51V250H50ZM55 253H53V254H55ZM70 253V252H69ZM165 253V252H164ZM164 253H161V255L163 254L164 255ZM250 253V252H249ZM31 254V253H30ZM61 254H63L62 252H61ZM66 254V253H65ZM78 254V255H79ZM177 254V253H176ZM183 254V253H182ZM208 254V253H207ZM29 255V254H28ZM44 255H45V253H44ZM43 255V256H44ZM51 255V254H50ZM58 255V254H57ZM56 255V256H57ZM75 255V254H74ZM162 255V256H163ZM172 255V254H171ZM175 255V254H174ZM230 255V254H229ZM242 255V254H241ZM240 255V256H241ZM248 255V254H247ZM253 255V254H252ZM30 256V255H29ZM37 256V255H36ZM40 256V255H39ZM38 256V257H39ZM49 256V255H48ZM52 256H54V255H52ZM52 256H51V259H52ZM59 256V255H58ZM57 256V258L59 259V257ZM66 256V255H65ZM69 256V255H68ZM207 256V255H206ZM231 256H233V255H231ZM28 257V256H27ZM50 257V256H49ZM67 257V256H66ZM166 257V256H165ZM260 257H261V255H260ZM40 258H42V259H44L43 257H40ZM71 258V257H70ZM166 258H170V257H166ZM177 258V257H176ZM196 258V257H195ZM258 258V257H257ZM19 259V258H18ZM30 259V258H29ZM28 259V260H29ZM56 259V258H55ZM60 259H62V258H60ZM64 259V258H63ZM193 259V258H192ZM201 259V258H200ZM200 259H199V261H200ZM241 259V258H240ZM244 259V258H243ZM251 259V258H250ZM26 260V259H25ZM49 260V259H48ZM196 260V259H195ZM202 260V259H201ZM210 260H211V258H210ZM214 260V259H213ZM225 260V259H224ZM234 260V259H233ZM246 260V259H245ZM244 260V261H245ZM9 261V264H10V260H8ZM39 261H40V259H39ZM42 261V260H41ZM41 261L39 262V263H41ZM51 261V260H50ZM79 261H80V259H79ZM215 261V260H214ZM220 261V260H219ZM237 262H238V260H236ZM248 261V260H247ZM20 262V261H19ZM37 262V261H36ZM44 262V261H43ZM59 262V261H58ZM61 262V261H60ZM65 262V261H64ZM70 262V261H69ZM225 262V261H224ZM30 263V262H29ZM38 263V264H39ZM56 263H57V261H56ZM194 264H195V262H193ZM211 263V262H210ZM215 263V262H214ZM242 263V262H241ZM244 263V262H243ZM25 264V263H24ZM27 264V263H26ZM58 264H60V263H58ZM71 264V263H70Z\"/></svg>","mask_w":264,"mask_h":264}]
</instances>
